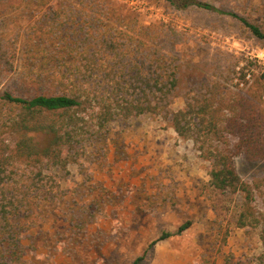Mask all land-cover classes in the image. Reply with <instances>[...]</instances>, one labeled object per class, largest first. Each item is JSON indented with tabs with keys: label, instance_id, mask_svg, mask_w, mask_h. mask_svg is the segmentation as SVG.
<instances>
[{
	"label": "rangeland",
	"instance_id": "rangeland-1",
	"mask_svg": "<svg viewBox=\"0 0 264 264\" xmlns=\"http://www.w3.org/2000/svg\"><path fill=\"white\" fill-rule=\"evenodd\" d=\"M19 1L0 12V119L5 92L78 90L130 100L142 97L149 81L156 96L145 90L155 102L162 97L156 81L197 72L160 114L117 118L104 131L92 130L67 172L48 167L38 177L24 166L11 169L9 196L28 183L40 198L36 215L25 221L36 227L25 242V264H133L144 250L141 264H262L264 159L235 158L254 188L260 221L241 229L243 196L210 187L209 162L193 140L176 134L170 114L216 82L234 92L239 69L251 63L264 69V43L230 15L180 9L169 0ZM199 1L264 31V0ZM187 223L181 234L150 247Z\"/></svg>",
	"mask_w": 264,
	"mask_h": 264
},
{
	"label": "trees",
	"instance_id": "trees-1",
	"mask_svg": "<svg viewBox=\"0 0 264 264\" xmlns=\"http://www.w3.org/2000/svg\"><path fill=\"white\" fill-rule=\"evenodd\" d=\"M19 2L0 0V12L17 7ZM169 2L180 9L192 7L230 15L264 43V31L235 13L224 12L199 0ZM196 73L180 72L179 77L168 78L166 84L156 81L154 88L162 97L155 102L145 90L149 88L153 93L149 81L144 84L146 88L141 89L143 96L130 100L117 95L91 96L78 90L34 96L5 92L1 100L6 107L0 119V259L6 260V264H25V242L36 228L26 225L25 221L33 218L31 213L35 216L39 209L40 198L32 195L28 183L17 187L15 194L9 196L12 168L24 166L26 170L35 171L38 177L48 167L67 172L83 155L86 135L91 136L92 130L104 131L117 118L160 114L170 103L169 95L177 94L173 92L181 90L183 83L196 82ZM236 81L235 90L230 94L220 90L221 85L216 82L210 88L203 87L204 93L188 95L186 106L172 112L170 120L176 134L182 139L193 140L209 162L210 187L214 191L243 196L238 227L256 229L260 221L253 207L254 188L239 175L235 158L245 155L250 160L264 159V69H252V63L243 66ZM189 226L188 223L183 225L176 234L163 233L150 247L181 234ZM146 254L144 250L133 264H141ZM261 263L264 264V254Z\"/></svg>",
	"mask_w": 264,
	"mask_h": 264
}]
</instances>
